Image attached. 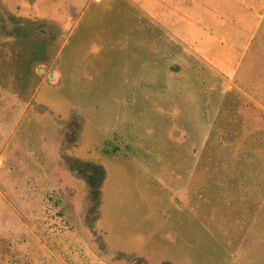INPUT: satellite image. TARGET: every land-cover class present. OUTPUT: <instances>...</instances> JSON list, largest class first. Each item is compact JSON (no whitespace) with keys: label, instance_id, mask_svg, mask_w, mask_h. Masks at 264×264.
<instances>
[{"label":"rangeland","instance_id":"1","mask_svg":"<svg viewBox=\"0 0 264 264\" xmlns=\"http://www.w3.org/2000/svg\"><path fill=\"white\" fill-rule=\"evenodd\" d=\"M155 1L0 0V264H264V0ZM254 9L232 68L183 37ZM15 19L45 23L26 88Z\"/></svg>","mask_w":264,"mask_h":264},{"label":"trees","instance_id":"2","mask_svg":"<svg viewBox=\"0 0 264 264\" xmlns=\"http://www.w3.org/2000/svg\"><path fill=\"white\" fill-rule=\"evenodd\" d=\"M15 20L18 23L15 29V39L17 40L16 60L19 62L17 69L20 74L19 77L25 82L23 86L26 88L29 86V79H34L36 75L35 67L46 60L45 40L38 34L45 26V23L29 22L21 25L22 21ZM22 40H25L27 43L23 47L20 45ZM117 151L118 149L115 152ZM71 168L86 179L90 188L92 201L100 203L102 186L106 178L104 166L92 162L75 160Z\"/></svg>","mask_w":264,"mask_h":264},{"label":"crops","instance_id":"3","mask_svg":"<svg viewBox=\"0 0 264 264\" xmlns=\"http://www.w3.org/2000/svg\"><path fill=\"white\" fill-rule=\"evenodd\" d=\"M196 1L197 0H182V2L180 4H173L176 7L174 9L173 17L176 20H179V18H181V17H185L187 20H189L188 18H190L191 14H190V12H188V10H187L188 7H186V6H190L189 8L193 7L192 10L194 11L195 9L198 8V5H196V3H195ZM199 2H200V0H199ZM217 2L219 3V6L224 5L223 3H220L219 1H217ZM231 2L234 3L239 8H243V6H244V8L249 9V6L247 7L245 5H241V2L239 0H231ZM155 3H156V1L153 0V4H155ZM229 6H232V5H229ZM159 11H161V9H159ZM152 12L154 15L156 14V11H152ZM245 12L247 14L243 18L251 26L249 28H245L244 21L242 20L241 21L242 26L239 27V26H237L235 21H233L234 28L232 29V33L235 35V37H232L233 40L231 38H227L224 34L218 35V34L214 33V36H212L209 33H210V31H213V30H207L206 28L203 30V29H201L202 27L200 25L199 26L201 28L200 27L199 28H193V27H188V26L183 27L182 28L184 30L183 37L188 36V35L194 36V37H199L201 39H205V38H207V36L211 37V39H207L205 43L202 42V44L198 45L197 47H199L200 50L203 49V51L208 54V57H207L208 59L213 58V60L216 63L218 61L219 66L223 67L225 65H232L230 67V68H232L234 65V62H232L233 55H230V52L236 51V54H239V52L242 50V48L246 44L247 39L253 35L252 32L254 31L255 24H256L257 11H255V9H254V10H251V11L248 10ZM160 15H162V14L160 12H158V16H160ZM248 17L250 18V21H252L251 23L248 21ZM189 21H192L193 23H195V20L191 19ZM237 21H239V19ZM188 28H189V30H188ZM246 29H248L250 31H247ZM213 38H216L217 40H221V42L224 41V43H219V41H217L218 45L220 44L222 46V49H224V48L226 49V50L224 49V52L220 55H216L212 52V50L208 49L209 46L213 47V44H215V42L213 41ZM222 55H224V57H221Z\"/></svg>","mask_w":264,"mask_h":264}]
</instances>
